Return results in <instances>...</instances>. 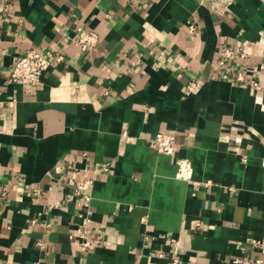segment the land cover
Wrapping results in <instances>:
<instances>
[{
	"label": "crops",
	"instance_id": "obj_1",
	"mask_svg": "<svg viewBox=\"0 0 264 264\" xmlns=\"http://www.w3.org/2000/svg\"><path fill=\"white\" fill-rule=\"evenodd\" d=\"M212 2L0 0V264H264V0ZM53 47L65 59L37 85L11 79ZM224 47L249 54L247 85L219 76ZM89 178L101 244L84 247Z\"/></svg>",
	"mask_w": 264,
	"mask_h": 264
},
{
	"label": "built area",
	"instance_id": "obj_2",
	"mask_svg": "<svg viewBox=\"0 0 264 264\" xmlns=\"http://www.w3.org/2000/svg\"><path fill=\"white\" fill-rule=\"evenodd\" d=\"M201 1H210L213 0H201ZM215 1V0H214ZM211 3L212 7H217L214 3ZM225 2L227 0H216ZM72 42L77 45L82 51L89 52L96 49L100 42L99 34L94 29H88L82 25H79L75 28V34L72 37ZM65 59V54L53 47L48 50L42 51L37 48H29L25 51L24 55L17 61L13 66L11 71V79L16 82H20L26 87H31L37 85L43 73ZM249 59V54L242 47H224L221 51L219 58V67L222 70L219 76L222 79L235 81L238 83H244L247 85L248 80L247 76L243 71V66ZM253 85L256 89H260V84L254 82ZM195 87V83L191 82L188 85V89L192 91ZM177 137L174 134L166 132H158L155 136V142L158 148V151L161 153L168 154L170 156H175L179 150L177 143ZM177 164V173L176 176L180 179L191 180L193 176V164L187 158H175ZM54 171L56 173H62L63 168L61 165H56ZM93 184V179H85L82 181L75 192L81 196L80 201V210L81 216L84 217V223L79 226L76 230L75 235L72 237L76 243L83 245L84 247H90L94 244H101L100 240L93 241L90 238V231L88 230V224L91 223V194L90 188ZM40 246L43 247L44 244L41 242ZM163 256V254H160ZM260 263L261 261L258 260ZM179 260L174 259L173 264H178Z\"/></svg>",
	"mask_w": 264,
	"mask_h": 264
}]
</instances>
